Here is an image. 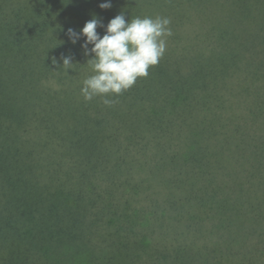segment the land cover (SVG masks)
Listing matches in <instances>:
<instances>
[{"label":"trees","instance_id":"obj_1","mask_svg":"<svg viewBox=\"0 0 264 264\" xmlns=\"http://www.w3.org/2000/svg\"><path fill=\"white\" fill-rule=\"evenodd\" d=\"M211 4L0 0V264H264V101L246 120L225 44L189 35ZM121 13L173 35L117 103L85 101L67 30Z\"/></svg>","mask_w":264,"mask_h":264},{"label":"clouds","instance_id":"obj_2","mask_svg":"<svg viewBox=\"0 0 264 264\" xmlns=\"http://www.w3.org/2000/svg\"><path fill=\"white\" fill-rule=\"evenodd\" d=\"M99 6L108 9L111 3ZM170 24L169 18L159 16L135 17L126 21L121 13L111 19L106 28L97 18L87 21L80 32L69 28L70 41L76 44L84 37L81 47L86 56L92 57L87 64L93 74L83 81L80 90L84 100L100 97L105 106L111 107L117 103L113 97L130 90L139 78H146L149 69L156 66L166 52L167 40L173 35ZM98 27L105 28L102 37L97 32ZM72 65L71 57H63L66 71Z\"/></svg>","mask_w":264,"mask_h":264},{"label":"rangeland","instance_id":"obj_3","mask_svg":"<svg viewBox=\"0 0 264 264\" xmlns=\"http://www.w3.org/2000/svg\"><path fill=\"white\" fill-rule=\"evenodd\" d=\"M212 2L200 23H187L189 35L202 43L210 44L206 38H211L212 43L225 44V61L233 63L229 89L234 99L245 100L242 114L251 120L254 106L250 94H258L257 99L264 101V0Z\"/></svg>","mask_w":264,"mask_h":264}]
</instances>
